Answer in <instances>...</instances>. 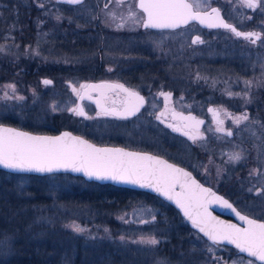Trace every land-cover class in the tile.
Instances as JSON below:
<instances>
[{"label":"rangeland","instance_id":"1","mask_svg":"<svg viewBox=\"0 0 264 264\" xmlns=\"http://www.w3.org/2000/svg\"><path fill=\"white\" fill-rule=\"evenodd\" d=\"M38 1L43 13L42 18L38 21L35 40L28 44H22L14 33L19 30V27L9 22L7 27H2L0 30L2 31L0 33V59H5L8 63L25 59V64H28L30 69L39 68V71L44 72L47 70L52 75L41 72L40 75L27 79V77H21L15 73H7L2 77V73H0V122L11 121L15 122L16 126L32 127L34 131L41 132V129L52 123L51 119H57L54 116L68 112L69 107L75 103L71 99L72 85L75 88L79 87L80 77L71 75H74L72 73L77 70L81 71L83 68L91 67L92 65L87 64L88 60L96 57L98 50L96 48L71 49L66 47L64 49L57 47L58 39L55 36L59 26L57 25V23L59 24L57 16L62 15L61 12L65 10V6L55 4V0ZM240 1L235 0L236 11L242 9ZM120 2L121 4H119ZM211 3L213 0H206V5ZM5 7V3L0 2V11ZM262 8H264V2L255 10V15H259L260 21H264ZM71 9L86 10L88 3L83 2ZM130 10L138 11L136 0L115 1L106 12L127 15ZM4 19L6 20V18ZM43 25L46 26V29L42 30L41 26L43 27ZM218 34L219 32L215 31L206 32L204 42L195 45V50L202 51L204 56L196 64L185 58L184 61L179 59L175 61V64L168 66L158 67L141 63L124 67L133 72L132 74L140 80L138 85L150 84L152 86L153 83H156V89L172 92L174 103L179 108L197 105L199 110L204 111L209 102L218 99L213 94L215 90L226 92L225 95L230 97L221 98L227 102L228 99H232L233 104L235 100L239 99L236 97L241 96L242 103L233 106L228 102L222 106L224 107V116L228 121L226 127L237 128L236 136L234 138H225L221 135L215 137V131L205 129L209 134L208 139L198 145H201L203 151L207 152V156L194 158L192 163L194 167L205 173L203 177L208 182L231 188L230 191L234 193L239 207H242L244 211L253 214L254 217L259 216L258 218L264 219V192H256L254 185L249 188L245 187L254 182L256 185H264V122L256 116L251 118L248 112L252 108L257 109L258 107H263L262 110H264L263 101L256 103L258 100H264V97H258V92H264V40L259 44L251 45V50L247 51V59H242L245 54L240 49L242 43L238 40L231 41V44L235 46H232L229 51L222 49L225 47L223 44H216L212 49L211 38ZM163 35L176 36L175 33H163ZM186 40L190 47V41ZM113 46L114 44L111 45V47ZM188 49L190 50V48ZM228 57H236L235 64L226 61L229 60ZM212 68L215 71H207ZM53 69L56 71L54 72ZM112 73H109L108 76ZM54 74L55 77H53ZM43 79H51L52 83L45 85ZM10 85L15 86L14 92L9 87ZM188 90H194L196 96H190ZM238 90H247V97L245 94H240ZM17 97H23V99ZM162 99L166 98L163 96ZM242 105L246 106L247 110L237 109ZM245 114L248 117L247 123L241 124V120L237 123L236 118L243 117ZM92 118L82 119L76 123L90 124L91 129L87 132L97 138L115 140L120 137L116 128L117 121ZM156 118V111H148L138 119L144 123H150V129L158 131L159 126H157ZM56 121L62 122V119ZM62 125L71 126L73 123L65 122ZM150 129L143 131L149 133ZM134 132V128L125 130L124 138L127 141H132L135 137ZM159 133H164V131L161 130ZM167 136L170 142L182 145L185 151H188L187 154L194 153L191 146H194L196 142H187L186 139L173 134ZM214 138L217 140L213 141ZM246 138L247 140L254 139L251 143L257 144L255 164L262 165L253 168L257 173H253L250 178L244 173L242 174L244 170L243 167L240 168L246 163ZM222 140L229 141L231 146L226 159L222 155L226 146L216 147L213 144V142L220 143ZM151 142L163 143L160 138L155 136ZM236 153H239L242 158L233 162L229 157ZM259 153H261V157H259ZM217 157L223 159V162L220 163ZM200 160H203L204 163ZM17 175L19 174L9 175L0 172V264H10L17 254H21L18 244H22L21 249H27L29 248L27 245L44 239L46 235L57 233L64 235L66 242L68 239L70 240L67 236L73 238L71 239L73 243L70 246L72 247L71 256L66 264H74L77 257L75 248L77 241L83 244L82 249L91 254L89 260L84 256L80 258V262H85L86 259L88 264H183L187 260V256L183 255L171 257L164 253L166 251L163 247H159L168 241L171 234L176 233L174 228L179 231L180 235L181 227L178 228V224L186 223L183 217L179 220L171 219L165 210L168 208L167 204L152 198L146 199L143 196L133 200L126 199L115 192L113 195L107 194V190L97 187H91L94 192H98L88 196L89 199L86 201L84 199L82 203H75L69 200L72 196L69 197L66 193L85 191L84 184H80L77 179L62 180L52 174L43 180L29 174ZM237 179L239 183L236 182ZM231 180L234 184L230 183ZM33 188L36 189L33 191L34 193L30 191ZM39 189L46 193L39 194ZM89 189L90 187L87 188V190ZM74 198L80 200L79 197ZM101 216L105 221L99 223L97 218H101ZM73 225L79 226L84 231H75ZM56 226L58 230L50 233L49 230ZM191 236L192 239L187 242L189 244L186 245L185 252L194 259L199 258L200 254L203 255V251L210 254L206 259H204V255L202 259L199 258L198 264H247L242 256L232 255L233 251L224 247H216L208 242L204 243L205 240H202L196 233L191 232ZM187 237L184 236L185 239ZM142 238H155L158 243L155 245L139 243Z\"/></svg>","mask_w":264,"mask_h":264},{"label":"flooded vegetation","instance_id":"2","mask_svg":"<svg viewBox=\"0 0 264 264\" xmlns=\"http://www.w3.org/2000/svg\"><path fill=\"white\" fill-rule=\"evenodd\" d=\"M115 1L118 0H83V2L88 3V9L82 10V11H75L71 9L72 7H75L78 4H68L65 2H61L58 0H55V4L60 6H65V10H63L61 13L62 15L57 16V20L59 21V24L57 23L58 28L57 32H55V36H57L58 42L57 47L61 48H96L98 50L97 56L93 59L91 58L88 60L89 62V68H83L81 71L77 70V72H73L71 76H77L80 77L79 87H76L72 85V88H75L76 91L71 96V99L74 100V104L71 105L68 109V112L63 113L59 116H54V118H57L59 120L62 119V122H57L55 119L56 124H60L62 127L57 128L58 130L54 132L49 131L50 133H57L60 130L63 129H69L77 134H81L85 136L86 138L92 140L93 142L100 144V145H113L114 146H122L127 149H131L134 151H140V152H149L153 153L159 156H162L176 164H179L181 166H184L188 169H190L199 180H201L204 184L210 185V187L215 188L220 193L224 194L226 197H228L235 205L238 207L242 212L249 214L251 216H254L253 214H250L242 207H239V202L234 197V193L231 192V188H227L226 185H216L212 184L211 182H208L205 177V173L203 171H200V169L194 167L192 160L194 158H200L201 156H207V152L203 151V148L201 147V144L204 140L208 139V131L207 130H213L215 131L214 136L221 135L225 138H234L236 136V129L235 127H226L227 119L225 118L224 114V107L223 104H227L228 102L233 104L232 99H228V102L223 98L230 97L225 95L226 92L222 90H215L213 91L214 96L218 99H214L211 102H209L204 111H201L198 109L197 105L193 107L188 108H179L175 105L173 100V93L169 92L167 90L162 91L159 89H156V83H153V85H144L142 86L138 85L140 80L135 77L133 72H131L129 69L125 68L124 66L134 65V64H145V65H156L158 67L161 66H168L171 64H175V61H178L179 59L183 60L186 58L187 61H191L193 64H196L198 61H201L204 56L202 51L195 50V45L201 44L196 43L193 44L192 41L195 39L196 36H199L200 39L204 42V38L206 37V32H219L218 36H214L212 39V49L215 47L216 44L220 45L223 44L225 47H222L223 50H231L232 45L231 41H240L242 43V51L245 54V57L242 59H247V51L251 50V45L259 44L260 41L262 42L264 40V21L259 20V15H255V8H249L245 4L242 3V0L240 1V7L242 9L235 10L237 8L235 0H213V3L206 6H198L195 0H190L193 4V8L197 10H209L212 7L216 6L219 7L221 10L223 17L226 18V20L229 23L234 24L235 27L240 32L248 33H258L260 35L259 39H255V43H252L251 40L245 39L244 37L235 35L234 32L230 31L227 28L223 27H208L203 26L197 21H191L187 25H182L178 28L174 29H152V28H144L143 25V19H146L145 14L142 10L138 8V0H136V6L138 8L137 18L138 22L133 23L131 19H128L129 13L126 14H108L106 10L112 6ZM264 0H259V5L263 3ZM80 3V4H81ZM121 4V2L119 3ZM107 5V7H106ZM43 13V12H42ZM62 17V18H61ZM42 18V16H41ZM122 25V26H120ZM46 29V27L43 25L41 26V29ZM163 33H175L176 36H166L163 35ZM190 42L188 47L187 40ZM111 47V45H113ZM228 46V48H227ZM111 47V48H110ZM194 47V50H193ZM260 47V46H259ZM190 48V50L188 49ZM219 48V47H217ZM216 48V49H217ZM261 49V47H260ZM219 50V49H218ZM181 56V57H179ZM178 58V59H177ZM227 59V58H226ZM230 63L235 64L236 57H228ZM225 60V59H224ZM117 67V68H116ZM54 72L56 69H53ZM207 71H215L213 68L212 70ZM44 72V71H42ZM53 72V73H54ZM113 72V73H112ZM109 73H112V75L108 76ZM46 74H50V71L46 70ZM71 74V73H70ZM184 74V73H183ZM156 75V74H155ZM56 75L54 74L53 77ZM158 76V75H157ZM159 77V76H158ZM185 77V76H182ZM113 81L120 83L122 85H126L130 89H132L135 92H138L141 96L145 98V104L141 108V110L134 116H127V118H123L122 116L113 114L112 112L104 111L99 108H97V104L93 101V99L98 98V100H102V104L105 108L109 109H115L117 111H121L122 108L124 109L126 106V93L119 88L113 89V90H107V91H85L81 89V85H87L90 81ZM44 81V79H43ZM161 92L164 93H171V96L167 97L166 99H162L163 96L160 95ZM190 96L195 97V91L188 90ZM240 94H245V97H247V90H238ZM258 97H264V92L260 91L258 92ZM83 96L84 98L81 99L80 97ZM155 96V97H153ZM198 97V96H197ZM256 97V98H258ZM239 98L234 101L233 106H236L237 104L242 103L241 96L236 97ZM81 100V104L83 106V111L86 113L85 116H78L70 109L72 108H79V102ZM264 100H258L256 103L261 102ZM213 106V111H211L210 107ZM237 109H243L247 110V107L245 106H239ZM261 109V110H260ZM263 107H258L257 109L252 108L249 112L251 115L250 117H259L262 119L261 121L264 122V110H262ZM148 111H156L157 116L160 115L161 112H163V117L161 120H158L156 118V123L158 124V131L155 129H150V123L144 121H139V117L144 116ZM110 114H105V113ZM179 112H184L186 114H192L196 118L203 119V122L200 123L201 126L198 128L190 127L186 128L184 127L185 121H181L178 118H175L172 114H176ZM68 114V115H67ZM89 117L94 118H106V119H113L117 121L118 126L116 127L119 131L120 137L110 140L97 138L93 134H90L87 132L89 129H91L90 124H78L76 122L86 119ZM73 120V121H72ZM247 120L241 119L240 123L243 124ZM69 122L70 124L73 123L71 126H65L62 125V123ZM247 123V122H246ZM169 124L175 125L179 130L173 131L171 127H168ZM95 126V125H94ZM137 127V128H135ZM142 127V128H140ZM134 128V139L132 141H127L124 138V131L127 129ZM137 129V130H136ZM150 129L149 133H145L143 130ZM218 129H223L218 130ZM163 130L164 133H159V131ZM42 132V131H41ZM47 132V133H49ZM187 132L189 135H185L184 133ZM231 132V135H228L227 133ZM173 134L176 136H179L181 138H184L188 141L193 142L191 139H189L190 135H197L196 143L194 146H191V150L194 151L193 154H187L188 151H185L182 145L177 144L175 142H170L167 139V135ZM216 134V135H215ZM154 136L157 138H160L163 143H152L151 141L154 139ZM217 139L214 138L213 141ZM251 140H247L246 138V145H247V152H246V163H244L242 174L244 173L249 178L254 174H256V170H253L254 167L258 165V167H261L258 162V164H255V156L257 155L256 148L257 144L251 143ZM212 141V142H213ZM213 144L216 147H224L223 156H226L228 154V149L231 147L229 144V141L222 140V142H213ZM183 148V150H182ZM264 150V149H263ZM264 152V151H263ZM200 156V157H199ZM259 157H261V153H259ZM224 158V157H223ZM219 159L220 163L223 162V159L217 157ZM203 161V160H200ZM199 161V162H200ZM204 163V161H203ZM258 175V174H257ZM239 183V180L237 181ZM231 184H234L233 180L230 182ZM255 188V191L261 193V191L264 192L263 187L264 185H256V183H249L245 187L253 186ZM124 187V186H120ZM129 188V187H125ZM132 191H135L138 194H141L142 196L147 195H154L147 190L143 189H134L129 188ZM158 199L163 201L162 203H165L167 205H171L165 200H162L159 196H157ZM173 206V205H171ZM174 207V206H173ZM175 208V207H174ZM176 209V208H175ZM259 217V216H255ZM184 220V219H183ZM187 223V222H186ZM202 236V235H201ZM202 238H204L202 236ZM203 240V239H202ZM205 240V238H204ZM210 243L213 244L207 240L204 241V243ZM219 248H226L231 251H233L232 255L238 254L239 256H242L243 259L249 264V261L252 262V264H262L258 262L257 260L246 256L242 253H240L237 249H235L232 246L225 245L218 243L214 245ZM204 255V259H206L210 254L207 251L202 252ZM203 255H199V258L202 259ZM226 255V253H224Z\"/></svg>","mask_w":264,"mask_h":264},{"label":"snow or ice","instance_id":"3","mask_svg":"<svg viewBox=\"0 0 264 264\" xmlns=\"http://www.w3.org/2000/svg\"><path fill=\"white\" fill-rule=\"evenodd\" d=\"M68 4H80L82 0H66ZM198 6H206V0H196ZM242 3L249 8L259 6V0H242ZM107 7V5H106ZM139 8L146 14L143 19L144 28L152 29H174L181 25H187L189 21L204 23L207 19L211 21L208 27H223L234 32L235 35L244 37L255 43L260 38L258 33L240 32L235 27L224 22L219 17V9L211 8L209 12L193 11V4L188 0H139ZM264 11V8L261 9ZM215 13V16H212ZM128 19L133 23L138 22L137 13L130 10ZM122 26V25H120ZM193 44L203 43L199 36L192 41ZM39 55V53H36ZM45 85L52 83L51 80H44ZM250 83V82H247ZM13 92L15 86H9ZM93 88H119L126 93V106L123 118L134 116L145 104V98L138 92L124 88V85H111L102 83L100 85H81V89ZM75 92L76 89L73 88ZM165 98L171 93H160ZM23 99V97H17ZM81 99L84 97L81 96ZM55 110V109H54ZM78 116H85L82 108L70 109ZM110 114V113H105ZM163 112L157 116L158 120L163 117ZM91 118V117H89ZM192 120V117L185 118ZM241 119L247 120V114L237 117L238 123ZM202 123V122H198ZM173 131L179 129L169 124ZM184 127H192L186 123ZM223 130V129H218ZM185 135H189L187 132ZM231 135V132L227 133ZM193 142L197 135L189 136ZM239 153L233 154L229 159L233 162L241 159ZM0 165L16 171L48 172L67 171L84 172L90 178L97 180H111L116 182L138 185L141 188L152 189L167 200L174 201L184 210V215L192 221V224L200 232L212 241L213 245L220 241H227L234 244L240 252H247L251 257H258L264 261V222L250 219L247 216L236 212L240 220L245 221L246 228H240L235 224H226L217 220L208 211V204L212 199L222 204L227 209H233L231 203L222 196L216 195L211 188H205L196 181L190 172H186L167 161L153 157L147 153L126 152L123 149L96 148L80 137H73L71 133L65 132L62 136L41 137L33 136L30 133L16 131L0 126ZM219 175V172H218ZM179 186L180 191H176ZM211 198V199H210ZM75 231L84 229L79 226H72ZM123 239V237H121ZM139 243L155 245L158 241L155 238L141 239ZM249 264H252L249 261Z\"/></svg>","mask_w":264,"mask_h":264},{"label":"trees","instance_id":"4","mask_svg":"<svg viewBox=\"0 0 264 264\" xmlns=\"http://www.w3.org/2000/svg\"><path fill=\"white\" fill-rule=\"evenodd\" d=\"M0 2H3L6 5L4 10L0 11V30L2 29V27H7L9 25L8 23L11 22V24H16L17 27H19V30L14 31V33L17 39L22 44H28L30 42H33L36 38L35 36L37 35L38 21L41 18L42 12H43V9L38 5L39 1L38 0H25V1L23 0H0ZM4 18H6V20ZM1 32L2 31H0V33ZM25 63H26L25 59H22L19 62H11V63L6 62L5 59H0V73H2V77L6 76L7 73L8 74L15 73L21 77L25 76V78L27 77V79H30L32 78L31 76H34V73H35L34 68L30 69L28 64H25ZM41 72L42 71H39V73H37L36 75L37 76L40 75ZM43 73H46V72H43ZM50 121H52V123L48 124L46 128L41 129L42 132H49V131L54 132L53 130L57 131L58 130L57 128L62 127L60 124H56L55 120L51 119ZM7 123L16 125L15 122H11V121ZM27 129L33 130L32 127H27ZM0 172L4 174H9V175L18 174V173H11L3 169H0ZM29 175H33V174H29ZM54 175L56 176V178L62 179V180L77 179V181H79L80 184L81 183L84 184L85 186L84 188H86L84 189L85 191L66 193L68 194L69 197L74 196V197L80 198V200H77L74 197L69 198V200H72L75 203H82L84 199L85 201L89 199L88 196H91L98 192V191L94 192L93 191L94 189L91 187L105 189L108 192L107 194H110V195H113V193L115 192L116 194L118 193V195L120 194L122 198L125 197L126 199L129 198L131 200L142 197L141 194H138L129 188L117 186L116 184L114 185L111 183H99L95 181H88L81 176H75L72 174L60 173V174H54ZM17 176H20V175H17ZM34 176L37 178H41L43 180V179H46L48 175H34ZM89 187L90 189L87 190V188ZM34 190L36 189L33 188L30 191L33 192ZM38 193L39 194L41 193V195H43L46 192L41 191V189H39ZM145 197L146 199L152 198L156 201L163 202L160 199H158L157 196H154V195H147ZM167 207L168 208L165 210L169 213V216L171 217V219L179 220L182 218L179 211L176 210L173 206L167 205ZM104 221L105 220L103 219L102 216L101 218L100 217L97 218V222L99 223L104 222ZM173 222L175 223L176 221H173ZM178 228H180L179 230L181 234L179 235V231H177L174 228L173 230L176 233H178V235H176V233L171 234L168 238V241L164 243V245H160L159 247H163L166 251L164 253L169 254L171 257H176V256L181 257L182 255L187 256V260L183 264H198L197 261L199 260V258L194 259L192 258L191 255H189L185 251H186V245L189 244L187 242H190L192 239L190 238L192 237L191 232L196 233L200 238H202V236L197 231L191 229V227L187 223L178 224ZM51 229L52 230H49L50 233L58 230L57 226ZM57 234L46 235L44 239H40L39 241H37L38 243L35 242L34 244L32 243L30 245H27V247H29L27 249H21L22 244H18L19 250H20L19 253L21 254H17V257L12 259L10 264H66L68 263L69 257L71 256V252H72V247L70 246L73 243V241H71V239L73 238L72 236L65 235L70 238V240L68 239V241L66 242L64 240L65 238L64 235H61L59 233ZM184 236H188V237L185 239ZM202 239L204 240V238ZM82 245H83L82 243L77 241V246L75 247L77 251V257L75 258L73 262L74 264H88L86 259H85V262L84 261L80 262V258L81 256H84L86 258L88 257V260H89V258L91 257L90 252L88 251L86 252L85 249H82L83 248Z\"/></svg>","mask_w":264,"mask_h":264},{"label":"water","instance_id":"5","mask_svg":"<svg viewBox=\"0 0 264 264\" xmlns=\"http://www.w3.org/2000/svg\"><path fill=\"white\" fill-rule=\"evenodd\" d=\"M58 1H61V2H66V0H58ZM83 1V0H82ZM189 3L192 4V2L190 0H188ZM194 7V6H193ZM138 8H139V0H138ZM212 8H218L219 7H212ZM140 9V8H139ZM142 10V9H140ZM143 11V10H142ZM193 11L196 12V11H199V12H209L211 13V9L209 10H197L195 8H193ZM145 14V13H144ZM216 14L215 13H212V16H215ZM146 16V14H145ZM219 17L221 19L224 20V22H226L227 24H230L232 25L233 27L234 24L232 23H229L225 17H223V14L221 12V10L219 9ZM191 22V21H189ZM199 22V21H197ZM211 21L209 20H205L204 23H200L201 25L203 26H207ZM182 26V25H181ZM214 28V27H213ZM237 29V27H235ZM161 30V29H160ZM237 31H239L237 29ZM44 80H51V79H44ZM102 83H107V84H111V85H117V84H120V83H117V82H113V81H90L88 82V86H92V85H100ZM124 88H127V89H130L129 87H127L126 85H124ZM113 89H116V88H93V87H88L85 91H98V92H101V91H107V90H113ZM132 90V89H130ZM93 101L97 104V108L101 109V110H104V111H108V112H112L113 114H116V115H119V116H122L124 115V109L122 108L121 111H117L115 109H109V108H105L102 104V100H98V98L96 99H93ZM82 108L83 109V106L81 104V100L79 102V108H77L78 110ZM211 111H213V106L210 107ZM141 110V109H140ZM138 113V112H137ZM136 113V114H137ZM175 118H178L180 119L181 121H185V123L183 125H185L186 123L188 124H191L193 127L195 128H199L201 126L200 123L198 122H203V119L201 118H196L194 117V115L192 114H186L184 112H179V113H174L172 114ZM187 117H192L193 119L192 120H186L185 118ZM0 126L4 127V128H8V129H15L16 131H19V132H24V133H30L31 135L33 136H41V137H57V136H62L65 132H68V133H71V135L73 137H80L81 139L87 141L89 144L91 145H94L96 148H108V149H123L125 150L126 152H133V153H147L153 157H158L160 158L161 160H164V161H167L169 164H173L175 165L176 167L178 168H181L183 169L184 171L186 172H190L192 174V177L198 181L201 185H203L205 188H211L212 191L214 193H216V195L218 196H222L225 200H227L229 203L232 204L233 206V209H235V211L231 210V209H227L226 207H224L222 204H220L219 202L215 201L214 199L211 200V202L208 204V211L211 213V215L213 217H215L217 220H220V221H224L226 224H235L237 225L238 227L240 228H246L247 227V224L245 221H242L239 219V217L236 215V212H239L241 215H244V216H247L249 217L250 219H255V220H258L260 222H264V219L262 218H258V217H254V216H251L249 214H246L244 212H242L238 207H236V205L228 198L226 197L224 194L220 193L219 191H217L215 188L213 187H210V185H207V184H204L201 180H199L197 178V176L188 168L184 167V166H181L179 164H176L162 156H159V155H156V154H153V153H149V152H140V151H134V150H131V149H127L125 147H122V146H114L113 145H100V144H97L95 142H93L92 140L86 138L85 136L81 135V134H77L75 132H73L72 130H69V129H63V130H60L59 132L57 133H47V132H37V131H33V130H30V129H26V128H23V127H19V126H16L14 124H9V123H5V122H0ZM186 128H190V127H186ZM0 169H3L5 171H8V172H11V173H18L19 175L20 174H33V175H54V174H72V175H75V176H81L83 178H85L86 180L88 181H95V182H99V183H111V184H116L117 186H124V187H129V188H134V189H143V190H147L153 194H156L157 196H159L160 198H162V200H165L167 201L168 203H170L171 205H173L176 210L179 211V213L181 214V216L184 218V220L187 222V224L191 227V229L197 231L200 235H202L205 240L209 241L212 243V241L208 240V238L204 235V233L200 232L199 229L197 227H195L193 224H192V221L188 219V217H186L184 215V210L182 208H180L174 201H170V200H167L166 198L162 197L161 195L155 193L152 189H147V188H141L139 187L138 185H132V184H128V183H122V182H116V181H111V180H97L95 178H90L88 177L87 175H85L84 172H75V171H71L70 169L65 171L63 169L59 170V171H53L51 173H48V172H35V171H16L14 169H9V168H5L3 165H0ZM176 191L179 192L180 191V188L179 186L176 187ZM211 199V198H210ZM219 243L221 244H225V245H229V246H232L234 247L235 249L236 246L234 244H229L227 241H220ZM239 252L240 250L237 249ZM246 256H249V254L247 252H240ZM251 257V256H249ZM255 260H257L258 262L264 264V261H261L259 260L258 257H251Z\"/></svg>","mask_w":264,"mask_h":264},{"label":"bare ground","instance_id":"6","mask_svg":"<svg viewBox=\"0 0 264 264\" xmlns=\"http://www.w3.org/2000/svg\"><path fill=\"white\" fill-rule=\"evenodd\" d=\"M37 67H38V65H37ZM34 76L39 72V68H34Z\"/></svg>","mask_w":264,"mask_h":264}]
</instances>
